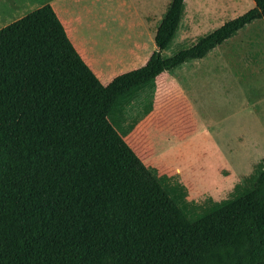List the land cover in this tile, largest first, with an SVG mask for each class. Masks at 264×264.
I'll return each instance as SVG.
<instances>
[{
    "label": "trees",
    "instance_id": "16d2710c",
    "mask_svg": "<svg viewBox=\"0 0 264 264\" xmlns=\"http://www.w3.org/2000/svg\"><path fill=\"white\" fill-rule=\"evenodd\" d=\"M253 1L163 58L172 0L145 64L107 85L50 4L0 28V264H264V159L246 194L190 221L108 119L120 96L264 20Z\"/></svg>",
    "mask_w": 264,
    "mask_h": 264
},
{
    "label": "crops",
    "instance_id": "0c3cea01",
    "mask_svg": "<svg viewBox=\"0 0 264 264\" xmlns=\"http://www.w3.org/2000/svg\"><path fill=\"white\" fill-rule=\"evenodd\" d=\"M171 2L172 0H46L43 4L52 6L76 51L100 82L107 85L115 76L145 64L155 49L157 28ZM105 5L110 6L108 17L103 15ZM252 7L253 0H183L175 33L162 50L163 58L192 47L226 21L242 15ZM255 24V28H264L263 19L253 20L210 49L202 58L189 59L165 70L114 102L110 112L115 109L119 120L113 122L112 115L111 121L117 125L120 134L123 129L121 116L125 108H131L134 116L144 118V122L136 126L138 128L135 127L143 133L144 138L142 157L138 156L143 158L147 168L150 167L148 169L154 177L158 176L164 189L169 190L160 177L164 170L152 163L151 150L146 143L148 134L151 133L150 128L154 126L160 131L163 127L170 130L167 119L174 115L178 123L181 119L182 122L189 123L193 134H197L199 138L206 135V140L204 137L203 140L210 151L208 158H218L217 163L224 166L220 174V185L239 182L241 188L249 191L259 172L260 161L254 166L248 163L241 152L246 148L245 143L239 139L234 142V148L239 149L240 153L235 154V167H229L233 160L231 131L233 128L246 130L247 115H257L258 110L264 111V105H257L254 98L243 96L244 91H241V85L254 77L247 71L254 64L250 61L254 45L248 43L243 62H238L234 59V54H238V47H229V44L243 42L244 32L254 28ZM235 65L236 70H233ZM261 67L262 65L255 67V72L259 74ZM121 99L123 100L118 102ZM199 158L204 159V153ZM165 171L174 173L173 169Z\"/></svg>",
    "mask_w": 264,
    "mask_h": 264
},
{
    "label": "rangeland",
    "instance_id": "374dc122",
    "mask_svg": "<svg viewBox=\"0 0 264 264\" xmlns=\"http://www.w3.org/2000/svg\"><path fill=\"white\" fill-rule=\"evenodd\" d=\"M44 2L46 0H0V28L33 11ZM109 10L110 6L105 5V14L103 15L108 17ZM255 26L256 24L253 26L254 28L244 32L243 42H232L229 47H236V49L238 47V54H234V59L238 62H243L244 52L246 50L247 53L248 50V43L254 45L250 54V56H253V58L250 57V61L254 64L250 69H247L254 77L249 79L246 84L241 85V91H244L242 93L243 96L250 99L254 98L257 105L263 106L264 28L261 26L255 28ZM109 46H111V43H109ZM259 65H262V67L258 74L254 68ZM236 67L237 65L233 66L232 69L236 70ZM123 99L118 100V102ZM130 109L125 108V112L121 116L123 129L120 135L137 155H141L144 147L143 133L135 129V127L142 124L144 118L134 116L135 113ZM112 115L114 119H112ZM108 119L111 123V119L113 122L119 120L115 109L112 113H109ZM167 123L170 130H166L164 127L162 131L154 126L150 128L151 133L148 134L149 139L146 144L151 150L152 163L164 170L160 177L167 189H169H165V191L190 221H196L247 193L245 189L239 186V182L220 185V174L224 166L217 163L218 158H208L209 150L203 140V137L206 140V135H201L199 138L197 134H193L189 123L182 122V119L178 123L174 115L168 117ZM247 123L246 130L233 128L231 131V158L233 160L229 165L230 168L235 167V154L240 153L239 149L234 148V142L239 141V139L245 143L246 148L242 149L241 152L250 165L254 166V164L261 161L260 158L264 159L262 158L264 157V111L258 110L257 115L248 114ZM112 124L118 131L117 125ZM203 153L205 158H199ZM140 159L143 161V158ZM202 162L204 163L203 165L201 164ZM148 168L150 169V167ZM165 169H173L174 173L169 174ZM156 179L163 187L157 175ZM219 185L221 187L218 189Z\"/></svg>",
    "mask_w": 264,
    "mask_h": 264
}]
</instances>
